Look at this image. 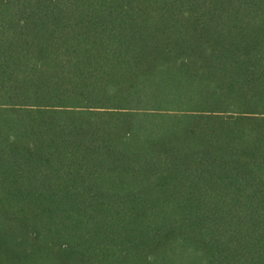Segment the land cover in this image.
Listing matches in <instances>:
<instances>
[{"label":"trees","instance_id":"obj_1","mask_svg":"<svg viewBox=\"0 0 264 264\" xmlns=\"http://www.w3.org/2000/svg\"><path fill=\"white\" fill-rule=\"evenodd\" d=\"M0 264H264V0H0Z\"/></svg>","mask_w":264,"mask_h":264}]
</instances>
